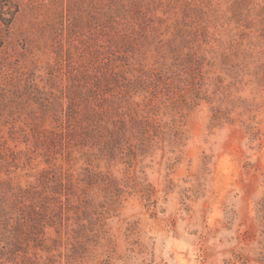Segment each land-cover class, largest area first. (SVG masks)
<instances>
[{
  "label": "rangeland",
  "instance_id": "obj_1",
  "mask_svg": "<svg viewBox=\"0 0 264 264\" xmlns=\"http://www.w3.org/2000/svg\"><path fill=\"white\" fill-rule=\"evenodd\" d=\"M0 264H264V0H0Z\"/></svg>",
  "mask_w": 264,
  "mask_h": 264
},
{
  "label": "trees",
  "instance_id": "obj_2",
  "mask_svg": "<svg viewBox=\"0 0 264 264\" xmlns=\"http://www.w3.org/2000/svg\"><path fill=\"white\" fill-rule=\"evenodd\" d=\"M74 94V93H73ZM68 101H69V105L66 108V113H67V117L68 118H74L75 115H81V123L80 126L83 130L87 131L89 129H97V109H95L94 107L91 106L90 101H88V99H84L85 102V106L82 107V109H79L80 106H76V102L75 100L70 96H68ZM112 109H115V112H113L114 114L118 113V109L119 106L114 107ZM82 114H79V113ZM118 116H123L122 113H118ZM87 122L89 124L84 125V123ZM118 123L121 124V128H124L125 123L123 120H119ZM112 124L116 127L117 122L113 121ZM89 181H92V178H90L89 176H87ZM80 181H84V179L79 180L77 183H79ZM47 182H52L53 186H51V190L52 192L57 195L54 196V199L59 198L61 193H65V195H68L66 192H68L73 186L76 187V182H74L72 180V178L70 177V175H58L57 177L55 176V178L53 179V177L47 181L44 182V184H46ZM89 183V182H88ZM48 185V183H47ZM67 202H68V197L66 198ZM60 201V200H59Z\"/></svg>",
  "mask_w": 264,
  "mask_h": 264
}]
</instances>
